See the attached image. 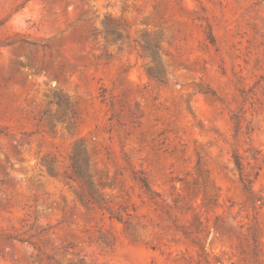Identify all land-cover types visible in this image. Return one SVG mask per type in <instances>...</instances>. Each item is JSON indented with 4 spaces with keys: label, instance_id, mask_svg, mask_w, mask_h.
I'll use <instances>...</instances> for the list:
<instances>
[{
    "label": "rangeland",
    "instance_id": "obj_1",
    "mask_svg": "<svg viewBox=\"0 0 264 264\" xmlns=\"http://www.w3.org/2000/svg\"><path fill=\"white\" fill-rule=\"evenodd\" d=\"M0 264H264V0H0Z\"/></svg>",
    "mask_w": 264,
    "mask_h": 264
},
{
    "label": "trees",
    "instance_id": "obj_2",
    "mask_svg": "<svg viewBox=\"0 0 264 264\" xmlns=\"http://www.w3.org/2000/svg\"><path fill=\"white\" fill-rule=\"evenodd\" d=\"M103 32H94V36H95V39L97 38L98 35L102 34ZM104 36L106 39H109L110 37L113 38V42H119L121 41L123 43V34L118 30V28L113 25V23L111 21H109V23L107 24L106 28H105V32H104ZM144 50L145 51H150V46L148 44L144 45L143 46ZM157 48H158V45H157ZM236 165H237V168L239 169V171H242V164H241V161L236 158ZM142 185L143 187L146 189V190H149L150 186L147 182V180H142Z\"/></svg>",
    "mask_w": 264,
    "mask_h": 264
}]
</instances>
